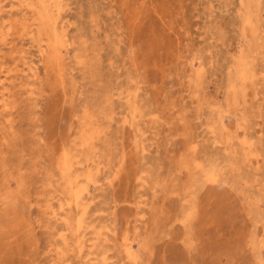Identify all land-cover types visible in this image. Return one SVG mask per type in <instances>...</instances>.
<instances>
[{"label":"rangeland","instance_id":"rangeland-1","mask_svg":"<svg viewBox=\"0 0 264 264\" xmlns=\"http://www.w3.org/2000/svg\"><path fill=\"white\" fill-rule=\"evenodd\" d=\"M0 264H264V0H0Z\"/></svg>","mask_w":264,"mask_h":264},{"label":"bare ground","instance_id":"bare-ground-1","mask_svg":"<svg viewBox=\"0 0 264 264\" xmlns=\"http://www.w3.org/2000/svg\"><path fill=\"white\" fill-rule=\"evenodd\" d=\"M50 37V36H49ZM54 42V41H53ZM43 52V51H42ZM246 68V67H245ZM249 68V67H248ZM252 68V67H251ZM244 72V71H243ZM247 73V72H246ZM248 77V76H247ZM243 78V77H242ZM246 84H248V83H246ZM238 90V89H237ZM65 221V220H64Z\"/></svg>","mask_w":264,"mask_h":264}]
</instances>
